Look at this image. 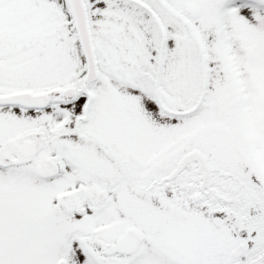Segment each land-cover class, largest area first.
Wrapping results in <instances>:
<instances>
[{
  "label": "snow or ice",
  "instance_id": "obj_1",
  "mask_svg": "<svg viewBox=\"0 0 264 264\" xmlns=\"http://www.w3.org/2000/svg\"><path fill=\"white\" fill-rule=\"evenodd\" d=\"M0 264H264V0H0Z\"/></svg>",
  "mask_w": 264,
  "mask_h": 264
}]
</instances>
